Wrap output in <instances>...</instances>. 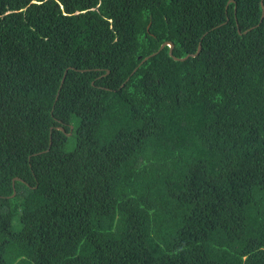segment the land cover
<instances>
[{"label":"trees","instance_id":"obj_1","mask_svg":"<svg viewBox=\"0 0 264 264\" xmlns=\"http://www.w3.org/2000/svg\"><path fill=\"white\" fill-rule=\"evenodd\" d=\"M230 1L0 0V264H264V0Z\"/></svg>","mask_w":264,"mask_h":264},{"label":"water","instance_id":"obj_2","mask_svg":"<svg viewBox=\"0 0 264 264\" xmlns=\"http://www.w3.org/2000/svg\"><path fill=\"white\" fill-rule=\"evenodd\" d=\"M230 2H232V0L230 1ZM264 8V7H263ZM264 16V15H263ZM249 30H251V29H249ZM248 30V31H249ZM248 31H246V32H248ZM245 32V33H246ZM169 46L170 47V55L171 56H173L174 57V55H173V50H174V44H172V43H170V42H166V43H164L163 45H162V47H161V50L162 49H164V47L165 46ZM201 49H202V46H201V44L199 45V48H198V51L195 53V54H192V55H188L187 57H185V58H176V57H174V59L175 60H182V61H184V60H186V59H188L189 57H196L199 53H200V51H201ZM153 56V55H152ZM148 58H146L144 61H146ZM110 72V71H109ZM67 73V72H66ZM64 81H65V77H64V79H63V81H62V85H61V87H60V89L62 88V86H63V84H64ZM59 94H60V91H59V93H58V97H59ZM61 130H63V128H61ZM73 130V126H71V131ZM72 133V132H71ZM69 136H70V133L68 134ZM52 145V142H50V146ZM16 180H22V179H20V178H16ZM15 195V194H14Z\"/></svg>","mask_w":264,"mask_h":264},{"label":"rangeland","instance_id":"obj_3","mask_svg":"<svg viewBox=\"0 0 264 264\" xmlns=\"http://www.w3.org/2000/svg\"><path fill=\"white\" fill-rule=\"evenodd\" d=\"M69 137H72V133H70V136Z\"/></svg>","mask_w":264,"mask_h":264}]
</instances>
